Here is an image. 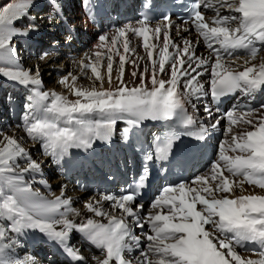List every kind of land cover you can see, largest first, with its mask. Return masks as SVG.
I'll list each match as a JSON object with an SVG mask.
<instances>
[{
  "label": "snow or ice",
  "instance_id": "obj_1",
  "mask_svg": "<svg viewBox=\"0 0 264 264\" xmlns=\"http://www.w3.org/2000/svg\"><path fill=\"white\" fill-rule=\"evenodd\" d=\"M32 4L33 0L0 3V77L33 86L24 131L55 163L71 148L87 150L97 140H110L118 121L132 128L146 120L171 122L144 155L146 161L167 159L182 135L206 139L208 127L197 126L189 112V105L195 109L193 98L211 96L219 102L239 92L255 99L264 91V0H191L180 23L169 14L154 18L148 11L142 13L135 23L100 35L95 51L79 61L82 73L91 70L92 87H77L72 72L61 77L58 83L74 99L43 91L39 65L33 70L19 64L13 38L36 31L39 25L33 17L21 33L15 24L29 16ZM143 7L150 11L151 0H144ZM207 10L214 13L210 19L205 18ZM55 19L49 16L48 23ZM184 25L194 28L195 45L182 35L190 32ZM130 36L142 40L144 56L136 53ZM201 40L207 56L197 55ZM129 54L136 59H129ZM48 55L45 52L41 59ZM138 60L144 61L142 68ZM129 63L131 84L124 78ZM205 74L209 79L202 82ZM204 112L215 121L213 129L221 119L227 124L218 152L203 173L190 182L164 186L143 213L140 201L149 179L145 166L118 192L86 200L84 207L93 215L79 222L70 218L80 212L72 206V198L65 197L63 187L53 198L33 189L35 177L42 175L41 162L0 129V264H35L33 257L17 252L20 237L28 231L54 240L78 264H264V195H232L236 187L243 191L245 183L264 190V103L259 107L237 103L220 117H214L208 106ZM128 131L124 129L125 135ZM73 231L100 254L88 260L70 246ZM237 249L257 258H244Z\"/></svg>",
  "mask_w": 264,
  "mask_h": 264
},
{
  "label": "bare ground",
  "instance_id": "obj_2",
  "mask_svg": "<svg viewBox=\"0 0 264 264\" xmlns=\"http://www.w3.org/2000/svg\"><path fill=\"white\" fill-rule=\"evenodd\" d=\"M80 0H33L32 7L30 8L29 16L27 18H23L19 20L16 23H24L28 22L31 18H35V22L37 25H39L38 30L36 31H30L26 35L25 34H19L13 38L14 44L12 45L14 48L16 47L17 43L22 39H25V41H37L40 42L38 46L34 49L33 52H31L33 55L29 54L28 57H33L34 55L41 54L44 51H46L49 47L53 50H56L52 54H57L55 56L51 57H46L45 59H42V66L45 70L50 69L52 64H49L50 62L54 61L53 64H56V61L60 59V57H64L62 59L63 64L65 61L71 62L76 60L79 62L85 54L91 55L95 49L94 46L99 42V36L102 34H112L114 30L118 27H121L125 24L128 23H135L136 20H124V21H118V26L114 29H110L108 25L106 24H101L100 27H96L93 25L90 20L85 17L84 12L82 8L79 5ZM4 2V0H0V3ZM52 7V8H51ZM48 8L49 11L45 15H36V14H43L45 13L42 12L44 9ZM42 9V11H41ZM41 12H40V11ZM40 12V13H37ZM224 14H227L226 12ZM204 15L206 19H210L214 13L211 10L204 11ZM49 16H55L56 19L52 24L48 23V17ZM16 26V24H15ZM185 27L190 28L189 33H182L183 36L188 37L191 39L195 45L196 40L198 39V36L194 30V28L191 27V25H184ZM18 28V27H17ZM49 30L50 33L53 35L51 36L53 39H51L50 34H46V42L42 43V36L40 35L38 38L37 35L42 34V31L45 29ZM20 29V28H18ZM21 33L23 32L22 28L20 29ZM172 35L175 39L179 40L175 36V30L173 29ZM49 39L52 40V42L49 43ZM131 43L132 46L136 49V53L139 56H144V49L142 46V40L139 38L131 37ZM50 45V46H48ZM48 46V47H47ZM25 51V50H24ZM103 51V50H102ZM122 51V47H121ZM196 52L197 55H203L207 56L208 55V50L204 46L202 40L199 43L198 46H196ZM27 53V52H26ZM51 54V55H52ZM44 55V54H43ZM42 55V56H43ZM69 55V58L67 57ZM261 55H264V52L261 53ZM41 56V57H42ZM67 57V58H65ZM76 57V58H75ZM75 58V59H73ZM32 59V58H31ZM116 61L118 62V57L115 58ZM129 59H136V56L129 54ZM60 62V63H61ZM68 62V63H69ZM58 63V62H57ZM137 63L140 65V67H143L144 61L138 60ZM239 63H242L240 61ZM254 63H259V58L254 61ZM22 64V63H21ZM34 64V63H33ZM62 64V63H61ZM66 64V63H65ZM104 64L106 66V60H104ZM26 65V66H25ZM24 66H22L23 69H30V66L32 64L27 63ZM73 65V64H72ZM71 63L68 64V67H65V69H71L72 67ZM115 67V66H114ZM54 68V67H53ZM125 81L128 82L129 84L132 83V79L130 77V72L132 71V65L126 64L125 66ZM102 73H106V67H102L101 69ZM242 70V69H241ZM72 71V70H71ZM70 71V72H71ZM34 74V73H33ZM50 75H45L43 78H46ZM78 76L82 77L83 79H86V84L82 83H76L77 87H83V88H90L93 85V80L89 79L88 77L92 76L91 70L86 71V74L82 73L81 70L78 72ZM115 76L116 72L114 70L113 72V84H115ZM41 78V77H40ZM2 79V78H0ZM209 79L208 74H205L202 78L201 81H207ZM5 83L8 82L5 79H2ZM42 80V78H41ZM12 83V87L14 88V92L16 91V95L22 96L27 99V102L30 103V98L32 95V87L31 85H24L16 81H10ZM10 82L8 84H10ZM96 86H99V82H96ZM47 86L43 85L42 83V90L46 89ZM105 87H108L107 84V77L105 75ZM207 87V84L205 85ZM52 90L51 88H48L49 91ZM64 95L69 96L70 99H74L75 97L71 96L69 93L68 89H65L62 92ZM206 98L201 97L199 99L193 98V102L195 104V109L193 110L192 106L189 105V110L194 114L197 123L199 125H204L205 127H211V124L214 123V120H210L209 117L205 114L204 112V103H205ZM9 102L6 104V107L4 106L3 109L6 110L8 109V106L10 103H12L13 100H8ZM261 103H264V99L262 100ZM28 107V106H27ZM214 117H217L216 113H213ZM11 122L13 124L16 122L14 119L10 118L9 120H4L2 123L0 120V129L2 128H7L9 129V125H11ZM227 121H220V124L216 128V130L220 131L219 132V138L215 139L214 143L219 146L220 142L224 139V130L226 128ZM13 126V127H12ZM11 128L16 127L15 124L12 125ZM18 126V125H17ZM23 129L21 131H24V121H23ZM19 127V126H18ZM129 125L124 122V121H118L117 124L114 127L113 130V137H114V144L108 148L110 152H116L118 149H121L123 146L124 142L129 140V135L127 132V135H125L124 129L128 128ZM11 128L9 129L11 131ZM13 130H16L15 128ZM6 132V131H5ZM100 142H103V148L106 147V142L99 140ZM31 144V154L32 157L35 159L36 157L39 158L37 155L41 154L45 156L42 159V173L45 174V178H42L43 180L47 181V184H42L39 181L41 180L40 175H37L35 177V180L33 181V189L36 191H39L42 195L48 197V198H53V194L56 196H59L61 194V189L63 187L64 190V195L65 197H71L73 200L72 206L76 209L79 210L80 216L78 217H70L76 220V222H79L81 217H88L92 216V213L87 212L86 208L84 207V202L88 200L89 198L95 196L99 197L101 193H106V192H118L119 189L116 185L110 186L107 191H101V190H93L91 187H82L81 184L78 182L77 179L67 178V169L71 167L73 160L69 156H64L63 159L59 161V164L61 166V170L59 168H56L53 163V158L50 156H46L43 154V149L41 148L40 144L38 143H30ZM29 144V145H30ZM37 145V148H34ZM40 151L39 154L36 152ZM36 158V159H37ZM63 161V162H61ZM21 166H23V163H21ZM207 168V167H206ZM206 168L200 170L197 175L203 173ZM55 172L58 175L56 177H53L52 174ZM42 174V175H43ZM41 175V176H42ZM83 172H78L77 176H82ZM27 178V177H26ZM239 180L240 178H236ZM189 181V180H188ZM191 181V180H190ZM189 181V182H190ZM243 191H241L240 187H236L234 189V192L232 193L233 196H239V195H248V194H259V195H264V190H261L259 188H256L251 185H243ZM89 193V195L87 194ZM150 202H146L144 204V209L143 213H146L149 210L150 207ZM148 205L147 209H145V206ZM104 207L107 209L108 202H105ZM199 207V206H198ZM117 215L119 214L118 212L116 213ZM96 219L102 220V222H106V220H103V218L96 217ZM145 230H147V225H145ZM137 234L141 231L140 229H135ZM80 239V236L78 235V232L73 231L70 234L69 238V244L70 246L77 248L80 250V254L86 257L88 260H91V257L93 255H99L100 253L92 254L90 253L86 246L84 244L78 243ZM35 243V247H33L32 251H30L29 244ZM58 243L55 242L54 240L49 239L47 236L44 234L40 233L39 231H28L24 235L20 237V247H18L17 252L19 255L22 257L24 255H28L34 258L35 264H66L61 262V258L53 253V249H57ZM43 251H42V250ZM239 254L244 257V258H257L253 253L243 251L241 249H237ZM42 255H38L39 253H42ZM78 264V263H77Z\"/></svg>",
  "mask_w": 264,
  "mask_h": 264
},
{
  "label": "rangeland",
  "instance_id": "obj_3",
  "mask_svg": "<svg viewBox=\"0 0 264 264\" xmlns=\"http://www.w3.org/2000/svg\"><path fill=\"white\" fill-rule=\"evenodd\" d=\"M41 11H42V9H41ZM44 11H45V13L36 14V15L37 16L38 15H45L47 13V11H49V10H48V8H46L42 12H44ZM40 12H37V13H40ZM27 23L28 22L16 23V27H18L20 29L22 28V30H23L24 26ZM46 34H50V37L53 35L52 33L49 32V30L47 28L44 31H42V34L37 35L36 38H38L40 35H43L41 38L43 39L42 43H44V42H46V40H44V38L46 37ZM51 39H53V38L51 37ZM50 42H52V40L49 39V43ZM13 44H14V42L12 41V45ZM39 44H40V42H37V41L29 42L27 40L25 41V39H23V40L21 39L17 43L15 49H16L17 57H18L19 64H20L21 67L24 66L27 63H30V64H32L30 66V69L34 70L35 67L37 65H39L40 77L42 78V83H43V85L47 86V88L45 87L46 89H44V91L48 90V88H51L52 90L56 91L57 93L64 91L66 88L63 85L59 84L58 81L61 79V77L63 75L67 74L71 70H72L71 71L72 74L77 76V80H76L75 83H82L84 85L87 83L86 79H83L82 77L78 76V72L80 70V66H79V62H77L76 60L71 61V62H69V60H68V61H65L66 64L65 63L63 64V62H61V61H63L62 59H64V57H60V59L58 61H56V64L55 63L53 64L54 61L50 62L49 64H52L51 68L45 70L43 68V66H42L41 56L45 52L49 53V55L47 57H51V56L57 55V54H52L56 50H53L50 47L46 51H44L43 53L34 55V58L31 57L32 59L30 57H28L29 54L33 55L31 52H33L34 49L36 48V46H38ZM48 46H50V45H48ZM67 57L69 58V55ZM67 57H65V58H67ZM75 58H73V59H75ZM68 62L71 63V65L73 64L71 69H65V67H68V64H69ZM89 70L90 69L85 70V71H89ZM45 75H50V76H48L46 78H43V76H45ZM0 78L5 79V80L8 81V82L5 83L2 79H0V120H1L2 123L4 122V120H9L10 118H12V119H14L16 121L14 123L15 126H16L14 128L16 130H13L14 128H11V126L14 125L13 122H11V125H9V127L11 128V131L9 130L10 128L9 129L2 128V129H3L5 134H7L9 136H14L16 139H18V141L22 144V146L26 150L31 152V148H29V147H31L30 143H32V142L35 143V142L32 141L31 139H29L26 136L25 132L21 131L23 129V126H22L23 125V121H24V124H25V118H26V116H28L30 114V111H31L30 108L27 107L29 105V103L27 102V99L23 97L26 94H23L22 96L18 97V95L15 94L16 91L14 92V88L11 86L12 83L10 82V80L8 78H6V77H0ZM9 82H10V84H8ZM8 100H13V101L8 106V109L4 110L3 107L4 106L6 107V104L9 102ZM34 148H37V145ZM39 152L40 151H37L36 153L39 154ZM37 156L39 158L36 157L37 159L36 158L35 159L38 162H42V159H40V158H44L45 159V156H43L41 154V152ZM50 174H52L53 177H56L58 175L57 173L55 174V172L50 173ZM41 177L45 178V174H43L42 176L40 175V177H38V178H41ZM87 194L89 195V193H87ZM147 207H148V205L145 206V209H147Z\"/></svg>",
  "mask_w": 264,
  "mask_h": 264
}]
</instances>
